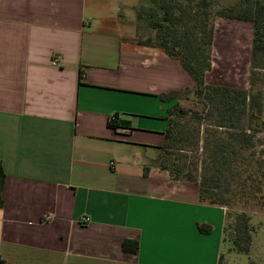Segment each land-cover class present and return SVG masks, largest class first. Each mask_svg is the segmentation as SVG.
I'll return each instance as SVG.
<instances>
[{
    "label": "crops",
    "instance_id": "1",
    "mask_svg": "<svg viewBox=\"0 0 264 264\" xmlns=\"http://www.w3.org/2000/svg\"><path fill=\"white\" fill-rule=\"evenodd\" d=\"M140 2L0 0L9 264H219L224 207L200 204L197 185L155 163L177 102L160 96L194 80L178 59L123 36ZM125 239L140 241L138 254Z\"/></svg>",
    "mask_w": 264,
    "mask_h": 264
},
{
    "label": "trees",
    "instance_id": "2",
    "mask_svg": "<svg viewBox=\"0 0 264 264\" xmlns=\"http://www.w3.org/2000/svg\"><path fill=\"white\" fill-rule=\"evenodd\" d=\"M194 1L200 9L205 8L206 18L202 22L194 15L195 10L191 12L182 0H150V14L152 19L154 16L157 19L150 20L147 28L155 31V35L141 34L140 24L137 42L157 47L178 59L194 80L192 89L160 96L163 101L177 99V102L168 110L166 140L155 163L173 179L197 185L200 204L245 209L235 216L233 225L224 227L220 264L225 258L222 249L226 243L230 252L247 254L250 251L253 226L246 210H264V151L256 150V137L264 132L263 94L261 90L207 83L214 64L216 24L208 11L213 0H191ZM216 16L253 24L249 82L254 86L256 69L264 68V0L222 2ZM185 92L199 99V107H185L179 102ZM120 119L118 114L112 116L109 127L118 129ZM148 170V167L144 169L145 175ZM6 180L0 158V209L5 203ZM198 227L205 234L213 230L208 224H198ZM122 249L138 254L140 241L125 239ZM0 264L9 262L0 256Z\"/></svg>",
    "mask_w": 264,
    "mask_h": 264
},
{
    "label": "rangeland",
    "instance_id": "3",
    "mask_svg": "<svg viewBox=\"0 0 264 264\" xmlns=\"http://www.w3.org/2000/svg\"><path fill=\"white\" fill-rule=\"evenodd\" d=\"M182 1L192 9L191 12L195 10L193 13L199 17V21L202 22L206 18V15L204 14L205 8L200 9L197 7L195 1ZM229 1L213 0L212 5L208 10L212 14L211 20L215 17L214 22L216 24L217 35L213 47V69L208 73L207 83L247 88L255 91L261 90L264 105V68H262V66L256 69L258 75L254 86H251V83L249 82V77L252 71L251 51L253 24L249 21L220 18L216 16V12L220 9L222 2ZM150 5V0H141L137 8L135 7V9L129 10L128 14L123 16V26L119 29L125 38L131 40L136 39L138 26L140 24L143 26L141 34H146L147 36L150 34L155 35V31H151L147 28L150 20L157 19V16H154L152 19ZM140 14L142 17H140ZM230 20H233L234 22L232 23ZM191 24H194V21H192ZM179 102L185 107H199L200 105L199 99L188 92L182 93ZM262 118L264 119V106ZM256 141L257 152H260L261 150L264 151V132L257 135ZM173 157L177 158L176 155H173ZM223 207L225 212V227L233 225L235 222V216L238 213L245 211L241 206L225 205ZM246 212L249 214L251 225L253 226V242L251 249L247 254H239L235 251L230 252L229 245L226 243L222 249L225 258L220 264H249L250 262L264 264V210L252 209L246 210Z\"/></svg>",
    "mask_w": 264,
    "mask_h": 264
},
{
    "label": "built area",
    "instance_id": "4",
    "mask_svg": "<svg viewBox=\"0 0 264 264\" xmlns=\"http://www.w3.org/2000/svg\"><path fill=\"white\" fill-rule=\"evenodd\" d=\"M59 61H60V57H59V56H55V57L53 58V64H58ZM113 116H114V115H113ZM118 117L121 118L120 114H118ZM87 221H88L87 218H84V219H83V222H87Z\"/></svg>",
    "mask_w": 264,
    "mask_h": 264
}]
</instances>
